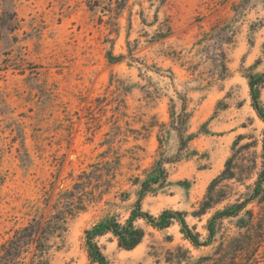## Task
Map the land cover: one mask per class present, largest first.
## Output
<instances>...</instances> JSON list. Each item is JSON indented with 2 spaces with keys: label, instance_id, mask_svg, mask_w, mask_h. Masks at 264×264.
Segmentation results:
<instances>
[{
  "label": "rangeland",
  "instance_id": "1",
  "mask_svg": "<svg viewBox=\"0 0 264 264\" xmlns=\"http://www.w3.org/2000/svg\"><path fill=\"white\" fill-rule=\"evenodd\" d=\"M263 72L264 0H0V253L17 230L51 221L45 263L90 264L85 232L108 216L124 224L161 159L168 181L143 210L184 212L205 238L212 215L264 173L249 88ZM208 194L213 208L196 217ZM247 209L254 226L224 220L210 247L143 220L134 250L110 234L97 242L109 264H186L178 248L196 262L242 235L230 264H264V202Z\"/></svg>",
  "mask_w": 264,
  "mask_h": 264
},
{
  "label": "trees",
  "instance_id": "2",
  "mask_svg": "<svg viewBox=\"0 0 264 264\" xmlns=\"http://www.w3.org/2000/svg\"><path fill=\"white\" fill-rule=\"evenodd\" d=\"M125 0H120L124 2ZM264 85V72L260 75L249 76V88L250 95L252 99V106L257 113L258 117L264 122V107L262 106L260 100L261 88ZM185 110V109H184ZM178 127L177 130L180 134V139L182 147L187 146V141L185 140V132L182 127ZM183 150L180 148V151ZM264 150V143H263ZM172 161L161 159L156 162L150 175L144 180L139 182L140 192L138 200L135 203L133 211L127 221L122 224L115 217H105L104 219L97 222L89 230L85 232V245L88 254L90 264H109L107 257L104 255L101 247L99 246L97 239L108 234L112 235L118 243V246L124 250H134L143 241L145 237V231L143 228L138 227L136 222L143 220L147 225L153 227L157 230H165L178 224L180 227V232L194 248L200 249L203 247H210L216 241L217 227L218 225L227 219L239 218L237 222V227L241 230H245L254 226V212L253 210H248V206L253 204L258 200L259 203L264 202V173L261 175L256 183L253 192L245 198L234 205L225 207L222 210H217L212 217L208 220L206 226L207 236H203L196 232L194 228H191L186 221V214L180 211L174 210H164L158 216H153L148 212H145L142 208V200L152 189L157 185L163 186L168 181V172L165 168L166 163H171ZM228 168L224 171L221 179H231V173ZM227 174V176H226ZM226 176V177H224ZM215 183V182H214ZM214 183L210 186L211 188ZM208 194L204 202L201 205V209L195 214L196 217H201L205 215L210 209L213 208L212 201L213 197ZM245 212V214H243ZM244 217H240L241 215ZM54 232V226L51 221L40 222L34 221L28 226L17 230L10 240L3 244L0 253V264H18L25 257V254H30L31 249L34 248L33 255L31 257L30 264H46L45 255L47 253V242L49 241V234ZM243 236L235 237L230 239V241L225 244L221 243L220 246L215 250L212 257H203L193 262L192 256H190L189 251H184L182 248H178L174 256V260L179 263L185 262L186 264H203L204 262L212 261L213 264H230L233 260L234 254L241 251ZM259 240L257 236H253L250 241V248L253 252L256 251ZM230 245V246H229ZM229 247V248H228ZM235 250V253L233 251ZM228 251H231V257L226 256ZM177 253L181 256H177ZM173 260L170 259L169 262Z\"/></svg>",
  "mask_w": 264,
  "mask_h": 264
}]
</instances>
